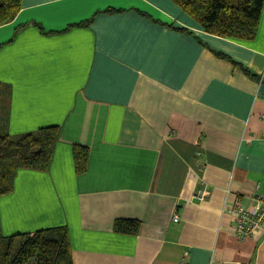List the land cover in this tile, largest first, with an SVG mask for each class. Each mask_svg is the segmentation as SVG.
Segmentation results:
<instances>
[{
	"label": "crops",
	"instance_id": "obj_1",
	"mask_svg": "<svg viewBox=\"0 0 264 264\" xmlns=\"http://www.w3.org/2000/svg\"><path fill=\"white\" fill-rule=\"evenodd\" d=\"M262 13L243 40L174 0H23L0 26L8 129L61 138L0 197L4 235L67 225L74 264H264V227L241 239L233 212L264 195ZM130 218L139 233H118Z\"/></svg>",
	"mask_w": 264,
	"mask_h": 264
},
{
	"label": "trees",
	"instance_id": "obj_2",
	"mask_svg": "<svg viewBox=\"0 0 264 264\" xmlns=\"http://www.w3.org/2000/svg\"><path fill=\"white\" fill-rule=\"evenodd\" d=\"M174 1L210 34L243 40L257 37L264 0ZM22 7L23 0H0V26L16 19ZM82 24L87 25L88 21ZM11 93L9 84L0 81V197L13 192L18 172L23 168L47 171L53 164L55 148L61 138L60 125L13 136L8 129ZM88 157V147L75 146L80 173L86 170ZM140 226L141 222L132 218L119 219L115 223L116 231L125 234L139 233ZM0 264H74L68 226L6 236L0 221Z\"/></svg>",
	"mask_w": 264,
	"mask_h": 264
},
{
	"label": "built area",
	"instance_id": "obj_3",
	"mask_svg": "<svg viewBox=\"0 0 264 264\" xmlns=\"http://www.w3.org/2000/svg\"><path fill=\"white\" fill-rule=\"evenodd\" d=\"M260 82H264V74L260 76ZM196 196L200 200H205L211 196V189H200ZM253 199H255V205L252 209H245L238 203L233 208L236 233L241 239L255 235L259 229L264 227V195L258 193ZM175 220H179L178 215Z\"/></svg>",
	"mask_w": 264,
	"mask_h": 264
}]
</instances>
